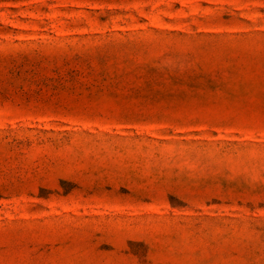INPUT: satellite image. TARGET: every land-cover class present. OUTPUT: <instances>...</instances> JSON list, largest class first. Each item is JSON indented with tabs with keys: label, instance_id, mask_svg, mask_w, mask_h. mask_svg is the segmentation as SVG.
Segmentation results:
<instances>
[{
	"label": "rangeland",
	"instance_id": "374dc122",
	"mask_svg": "<svg viewBox=\"0 0 264 264\" xmlns=\"http://www.w3.org/2000/svg\"><path fill=\"white\" fill-rule=\"evenodd\" d=\"M0 264H264V0H0Z\"/></svg>",
	"mask_w": 264,
	"mask_h": 264
}]
</instances>
